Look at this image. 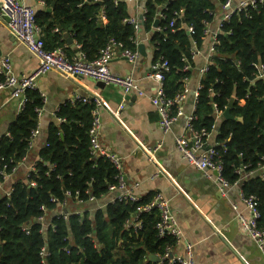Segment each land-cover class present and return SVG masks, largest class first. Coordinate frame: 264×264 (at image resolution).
<instances>
[{
  "label": "trees",
  "instance_id": "trees-1",
  "mask_svg": "<svg viewBox=\"0 0 264 264\" xmlns=\"http://www.w3.org/2000/svg\"><path fill=\"white\" fill-rule=\"evenodd\" d=\"M43 1L47 6L54 4L51 13L40 11L36 15L42 34L49 36V41L43 37L48 50H67L66 41L51 34L57 27L73 34L79 51L89 61L95 60L111 39L136 50L135 29L124 22L129 18L126 2L104 0L101 7L99 0ZM219 3L221 0H146L144 29L150 32L155 20H160L152 43L155 59L162 57L170 66L164 82L168 98L183 92L192 77L193 51L204 45L208 37L205 29L216 19L213 13ZM101 9L107 23L99 26ZM172 19H176L174 28L169 27ZM222 31L217 55L200 81L194 125L199 131L213 132V104L225 112L234 100L230 111L234 119L223 117L213 134L220 143L217 150L224 160V176L231 184L239 179L236 169L240 165H249L248 172L255 171L244 181L243 192L257 198L261 214L258 224L264 228V175L259 170L264 157V77L258 78L254 66L264 65V3L257 10L234 15ZM187 64L190 69L185 71ZM27 96L29 102L23 112L0 137V186L4 175L11 174L28 154L31 132L38 126L36 109L42 108V98L35 90L28 91ZM82 104H67L59 115L66 122L50 125L46 143L39 150L36 172L16 181L10 195L0 193V264H159L149 256L160 255L167 245L174 244L170 237H159L158 212L143 214L140 229L124 227L137 206L152 196L135 203H110L92 215L67 219L50 216L51 226L43 230L41 207L51 214L57 210L52 197L62 202L69 192L75 200L80 192L83 201L91 196L100 199L117 182L112 164L90 154L89 130L95 105ZM32 180L36 187L30 185ZM43 249L48 250L46 256L41 254Z\"/></svg>",
  "mask_w": 264,
  "mask_h": 264
},
{
  "label": "crops",
  "instance_id": "crops-1",
  "mask_svg": "<svg viewBox=\"0 0 264 264\" xmlns=\"http://www.w3.org/2000/svg\"><path fill=\"white\" fill-rule=\"evenodd\" d=\"M20 1L33 8L36 15L40 11L51 13L54 8L47 6L43 0ZM100 1L104 4V0ZM120 1L127 3L129 18L139 21V29L126 22L135 29L133 42L136 44V50H131L120 42L123 49L117 51L109 68L115 74L134 79L145 95L138 91L126 92L114 85L99 86L92 79H69L55 71L38 77L35 91L42 98L43 104L42 115L38 119V134L24 157L26 160L23 161V158L16 173L5 180L0 193H8L16 181L26 179L30 167L40 161L39 150L46 143L50 125L60 124L59 115L62 108L67 104L73 105L76 98L90 99L97 96L102 102L101 105L92 103L95 105L93 112L97 109L101 119L100 140L108 150L123 158L124 177L130 184L140 183L136 192L141 197H153L156 192H161L170 200L183 234V239L176 246V252L184 254L186 243H192L195 246L194 264H264V253L243 231L233 209L235 204L239 211L246 212L241 196L244 183L222 190L205 172L188 165L175 143L176 137L183 133L185 117L175 122L169 134L162 133L159 126L160 115L151 102V96L156 93L158 83L147 77L153 63L159 59L154 57L156 47L152 43L159 24L158 27L153 24L150 32L144 29L146 0H115L116 3ZM51 8L52 10L48 11ZM215 12L216 19L209 25L212 30L217 29L219 23L220 3ZM103 14L105 15V11L101 9L97 19L99 26L107 23V19L102 17ZM51 34L59 35L66 41L67 50L64 47H56L54 50L63 49L69 59L78 58L82 54L69 31L58 30L52 31ZM42 36L49 41L47 34ZM139 45L145 47L146 55L140 53ZM209 45L210 39L207 37L201 48L194 49L197 54L193 58V75L187 81L188 95L182 106L185 114L191 113L193 109V93L203 78L201 69L209 64ZM124 51L133 52L136 56L130 60L123 56ZM0 55L10 58L12 71L17 76H30L39 66V60L12 36L6 27V20L2 17ZM22 112L18 101L11 98L10 91L0 90V137L8 133L10 126ZM159 142H163L162 148L157 153L151 152L150 155L147 148L152 149ZM215 142L216 136L213 134L209 138V144ZM161 171L165 174L162 175ZM113 196L114 194L106 195L100 201L105 203Z\"/></svg>",
  "mask_w": 264,
  "mask_h": 264
},
{
  "label": "built area",
  "instance_id": "built-area-1",
  "mask_svg": "<svg viewBox=\"0 0 264 264\" xmlns=\"http://www.w3.org/2000/svg\"><path fill=\"white\" fill-rule=\"evenodd\" d=\"M264 0H221L220 3V19L217 29L212 30L209 25L205 29V34L210 39V45L208 49L209 64L201 69L202 77L208 71L210 61L217 53V45L219 43V35L223 33V25L231 20L234 15L242 11L248 13L249 9L257 10ZM216 12L213 14L215 15ZM181 16V13H179ZM166 18L164 15H162ZM0 17L6 20V27L20 43L25 45L27 49L39 60L38 69L30 76H17L14 74L11 68L10 58L0 55V90H9L11 98L18 101L20 110H23L25 105L29 102L27 96L28 91L37 90V78L50 72L55 71L60 73L69 79H92L97 83H103L104 85H114L123 88L126 92L138 91L141 95H145L144 91H140L135 80L131 77H122L113 73L109 64L115 57L117 51L123 49V44L111 39L108 44L101 50L99 56L92 61H89L81 54L78 58L69 59L63 49L59 48L54 51H50L46 48L45 41L43 39L42 29L37 23L36 12L33 8L28 7L20 0H0ZM103 19L106 20L103 14ZM125 22H129L135 25L136 29H139V21L135 18L125 19ZM176 19H172L169 23L170 28H174ZM58 28L55 32H58ZM159 31V29H158ZM189 33L193 32V28L189 27ZM193 54H197L194 50ZM123 56L128 57L130 60L136 55L130 51H124ZM259 71V77H264V65L254 64ZM190 66L187 64L184 68L185 71L189 70ZM170 72L169 63L163 58L156 60L151 72L147 76L155 80L158 83L156 93L151 96V102L155 106L157 112L160 115L159 126L163 134L167 135L172 131L175 122L182 117H185V126L183 133L176 137L175 143L178 151L189 166L205 172L210 180L215 181L222 190H227L231 186L244 183L255 171L248 172L249 165H240L236 169V174L239 179L234 184H231L224 176V160L222 155L217 150L220 143L215 142L209 144L210 136L216 131V126L219 121L224 117V111L218 109L217 104H213L215 125L213 132H207L206 130H197L194 125L196 119V101L198 99L199 90L201 85H198L197 90L194 92V106L189 114H185L183 111V103L187 99L188 90H185L177 94L174 98H168L164 89L165 75ZM212 91V95L214 91ZM76 102L87 104L94 102L98 106L101 105V100L97 96L94 98H76L73 100V105ZM75 103V104H74ZM38 119L42 115V108L36 109ZM60 124L65 123V119H59ZM39 125V120H38ZM101 119L97 109L93 112V122L89 130L90 141V154L94 158H104L109 161L116 169V183L109 186L108 194H114L107 202L101 203V199L91 196L88 200H81L79 198L80 192H77L76 199H72V195L69 192H65L66 199L59 201L57 198L52 197L51 201L57 204V210L54 213H49L43 206L41 209L44 215L40 217V222L43 225V230L49 228L50 220L49 216H68L77 215L84 216L85 213L92 215L99 209H104L108 204L130 201L132 203L139 202L143 199L136 191L140 187L139 182L130 184L124 177L123 172V158L113 151L108 150L100 140ZM38 134V126L31 132L29 139V147H31L34 138ZM163 146V142H159L154 148H147V152L157 153ZM24 158L23 161H25ZM263 164L259 166L260 172L264 175V157H262ZM17 166L13 168L11 174H5L4 178L7 180L12 177L17 171ZM36 172V163L32 165L27 173L26 178H30V174ZM164 175L165 172L161 171ZM30 185L36 187V182L31 181ZM2 185L0 186V190ZM11 191L7 193L10 195ZM242 201L245 205L246 212H241L238 206L234 204L233 209L237 213V218L241 224L243 231L249 235V237L256 243L259 250L264 253V228L259 227V219L261 217L258 209L257 198L254 195L247 196L243 190L241 193ZM158 212L159 221L156 224V230L160 238L170 237L174 240V244H169L165 247L164 252L160 255H155L158 258L159 264H194V244L186 243L185 253L179 254L176 252L177 244L183 239V234L178 225L177 219L174 215L170 200L166 198L161 192H156L154 196L146 203L139 204L134 214L126 220L124 227L126 229H140L142 227L141 216L143 214H152ZM42 256L48 254L47 249L42 250Z\"/></svg>",
  "mask_w": 264,
  "mask_h": 264
},
{
  "label": "water",
  "instance_id": "water-1",
  "mask_svg": "<svg viewBox=\"0 0 264 264\" xmlns=\"http://www.w3.org/2000/svg\"><path fill=\"white\" fill-rule=\"evenodd\" d=\"M98 4L102 5L103 2L100 1ZM53 7H54V4L52 5V8H53ZM52 8L49 9L48 11H51ZM158 24H159V20H156L155 23H154V27H158ZM70 42H71V40H70ZM139 51H140V53H142V55H146V54H145V47H144L143 45H139ZM98 85H99V86H103L104 84H103V83H98ZM193 95H194V93H193ZM233 106H234V100H231V102H230L228 108H227V109L225 110V112H224V118H227V119H234V117H233V116L231 115V113H230V111H231V109L233 108ZM237 120H241V118H238ZM109 230H110V232H112V227H110ZM1 251H2V248H0V254H1ZM149 257H150V259H151L153 262H158V261H159L158 258H157L155 255H151V256H149Z\"/></svg>",
  "mask_w": 264,
  "mask_h": 264
},
{
  "label": "rangeland",
  "instance_id": "rangeland-1",
  "mask_svg": "<svg viewBox=\"0 0 264 264\" xmlns=\"http://www.w3.org/2000/svg\"><path fill=\"white\" fill-rule=\"evenodd\" d=\"M48 219L50 220V216L48 217Z\"/></svg>",
  "mask_w": 264,
  "mask_h": 264
}]
</instances>
